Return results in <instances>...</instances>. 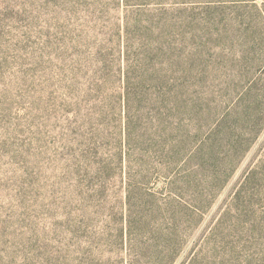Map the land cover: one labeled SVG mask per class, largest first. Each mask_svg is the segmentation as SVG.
<instances>
[{
	"label": "rangeland",
	"instance_id": "1",
	"mask_svg": "<svg viewBox=\"0 0 264 264\" xmlns=\"http://www.w3.org/2000/svg\"><path fill=\"white\" fill-rule=\"evenodd\" d=\"M118 1L0 0V264H96L108 257L103 248H115L93 241L117 226L107 228L111 215L102 221L96 212L98 179L88 174L83 141L92 135L93 47L98 37L124 35ZM211 4L199 60L216 122L241 100V8L227 10L241 1ZM251 169L257 173L247 216L241 202L229 211ZM108 194V208L123 213L122 180ZM227 211L210 242L204 226L196 232L198 251L207 254L200 264H264V130L217 196L208 230Z\"/></svg>",
	"mask_w": 264,
	"mask_h": 264
},
{
	"label": "trees",
	"instance_id": "2",
	"mask_svg": "<svg viewBox=\"0 0 264 264\" xmlns=\"http://www.w3.org/2000/svg\"><path fill=\"white\" fill-rule=\"evenodd\" d=\"M214 1L222 0H119L124 35L98 37L93 47L92 135L83 143L88 174L98 179L96 212L102 221L111 215L107 228L117 226L93 240L115 247L103 248L108 257L96 264H175L193 241L181 264H200L207 254L198 251L196 232L204 226L210 242L240 202L247 216L256 169L206 234L217 196L264 130V0L227 8H241V100L216 122L199 60ZM118 180L123 213L108 208L110 184Z\"/></svg>",
	"mask_w": 264,
	"mask_h": 264
}]
</instances>
